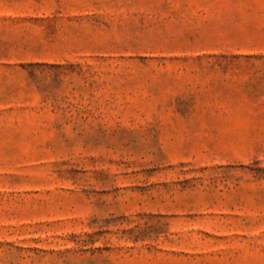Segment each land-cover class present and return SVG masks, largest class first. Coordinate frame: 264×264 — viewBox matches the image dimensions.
Masks as SVG:
<instances>
[{"label":"rangeland","instance_id":"obj_1","mask_svg":"<svg viewBox=\"0 0 264 264\" xmlns=\"http://www.w3.org/2000/svg\"><path fill=\"white\" fill-rule=\"evenodd\" d=\"M0 264H264V0H0Z\"/></svg>","mask_w":264,"mask_h":264}]
</instances>
